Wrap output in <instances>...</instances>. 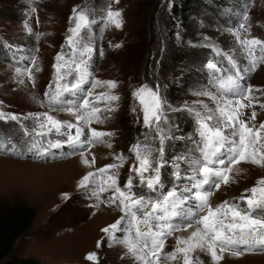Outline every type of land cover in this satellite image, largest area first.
Segmentation results:
<instances>
[{
    "label": "rangeland",
    "instance_id": "rangeland-1",
    "mask_svg": "<svg viewBox=\"0 0 264 264\" xmlns=\"http://www.w3.org/2000/svg\"><path fill=\"white\" fill-rule=\"evenodd\" d=\"M204 1L211 4V11L202 12L194 25L178 33L165 15L171 0H0V113L4 114L0 117V142L5 144L0 150V210L10 204L34 209L29 226L15 239L11 255L33 258L35 264H142L124 243L135 238V222L121 210L118 200L111 203L112 189L99 191L100 186L107 187L104 181L109 175L115 176L122 189L131 177L132 193L149 202L144 209H133L141 221L144 212L151 211L150 202L161 199L173 187L181 198L187 197L178 209L181 214L170 221L181 228L188 223L196 226L195 220L206 213V209L201 211L196 191L211 192L209 203L213 208L227 201L238 204L241 211L247 210L242 198L250 196L248 190L264 178V167L248 162L236 164L229 183L221 182L218 189L213 184L192 188L195 181L184 177L194 175L192 168L199 165L193 161L203 160L200 116L213 115L215 118L208 123L216 126L220 119L216 109L229 99L235 101L247 95L244 90L251 86V97L242 101L247 107L240 109V118L257 128L264 123V63H259L255 71L244 72L251 65L240 43L251 38L264 41V0ZM74 9L84 11L95 21L80 36L69 31L76 23ZM109 9L122 13L121 28L106 19ZM70 36L73 44H69ZM85 45L93 49L90 59L80 55ZM175 46L189 49L193 58L171 61L170 52ZM60 54L64 60L57 61ZM255 54L261 55L259 46ZM229 58L243 76L238 81L240 88L231 91L220 86L236 73ZM81 59L88 61L82 80L70 71L75 67L72 61L79 63ZM58 63L64 65L59 73L63 79H57L54 66ZM209 63L218 70L209 68ZM109 81L115 82L114 89L105 83ZM77 83L79 87L73 88ZM145 85L163 101L161 119L151 127L144 124V106L134 95ZM205 92L212 95H202ZM101 93L118 99H98ZM86 99L90 101L88 107H80ZM145 100L151 104L148 96ZM92 107L101 111L90 122L77 121L76 115L68 111L79 108L77 115H84ZM252 112L256 113L255 120L251 119ZM45 113L76 125L81 134L73 142L68 135L76 138V127H62L61 133L65 134L40 129V123L46 122ZM11 115L18 119L12 120ZM221 127L227 139L215 146L218 151H205L213 160L223 159L227 164L239 141L238 134L233 135L238 128ZM93 130L108 135L97 140ZM39 131L47 135H36ZM160 135L165 136L163 186L152 190L132 171L133 166L138 167L133 146H148L151 159L156 161ZM56 141L61 147H49V142ZM32 143L37 148L29 151ZM13 145L17 149L14 154L7 151ZM175 164L180 166L179 180L173 175ZM108 165L117 167L99 171ZM90 172L93 176L85 182ZM153 174L144 173L145 177ZM185 188L192 190L185 192ZM121 217V230L114 233V240L102 229ZM139 227L148 231L143 223ZM180 232L165 238L159 264H182L179 255L175 260L167 259V254L175 250L176 237L187 233ZM91 253L96 259H87ZM217 253L222 256L219 261L199 250L193 255L198 257L196 264H264V250L260 248L243 251L240 256L229 251L220 253L219 249ZM8 257L0 259V264H6Z\"/></svg>",
    "mask_w": 264,
    "mask_h": 264
},
{
    "label": "snow or ice",
    "instance_id": "snow-or-ice-1",
    "mask_svg": "<svg viewBox=\"0 0 264 264\" xmlns=\"http://www.w3.org/2000/svg\"><path fill=\"white\" fill-rule=\"evenodd\" d=\"M116 2L118 3L119 0H116ZM73 12V19H75L76 23L75 27L69 31L73 33V36H80L82 31L89 28L95 21L90 20L87 13L84 11H77L74 9ZM121 17L122 13L120 11H113L111 9H109L106 14V19L116 28L122 27L123 22ZM245 20H247V16H245ZM25 27L27 28V25H25ZM241 27H243V25H241ZM28 31L30 32L31 29L29 28ZM245 31H247V29H245ZM68 39L69 44H73V37L70 36ZM240 43L244 46L247 55L250 58L251 65L250 68H245L243 71H255L259 63H264V41L257 38H251L242 39L240 40ZM256 46L260 47L261 55L259 57L255 54ZM92 51L93 49L90 46L85 45L83 51L80 52V55L81 57L88 55L90 59ZM61 60H64L62 54L57 56V61ZM229 61L232 64V67L236 69L235 76H228L227 83H222L220 86L222 88L228 87L229 91H231L232 88H240L238 81L242 80L243 76L241 75V70L237 67L236 62L232 61L231 58H229ZM72 63L75 64V67L74 69H70V71L78 73L82 80L87 74L88 61L81 59L79 63H75V60H73ZM54 67L58 73L57 79H63L64 77L59 75V73L64 65L58 63ZM208 67L218 70L214 63H209ZM29 77L31 78L30 72ZM105 83L109 88L114 89L116 87L115 82L109 81ZM72 87L78 88L79 83L73 84ZM244 91L247 95H242L235 101L229 99L224 103L223 107H218L216 109L220 117L216 126H212L208 123L215 118L213 115L200 116L199 134L204 140V146L203 149H201L203 152V160L193 161V164L199 165L198 167L192 168L194 175L184 177V179L195 181V183L192 184V188L200 189L204 185L213 184V186L218 189L221 182L224 184L229 183L233 166L241 162H248L264 167V123H261L257 128L249 126L247 120L240 118L242 115L240 109L247 107L242 101L251 97L253 89L251 86H248ZM56 95L58 96L59 93ZM134 95L140 99V103L144 106V124L148 127H151L153 122L158 124L161 119L160 113L163 106V101L158 93L145 85L138 89ZM202 95L211 96L212 94L205 92L202 93ZM145 96H148L151 99L150 105L146 102ZM212 98L216 99L214 96ZM98 99L115 101L118 97L101 93ZM52 100L55 101L56 96H53ZM89 103L90 101L86 99L80 107L86 108ZM68 111L71 114L76 115L77 121L83 120L85 122H90L91 119L97 118L96 114L101 110L98 107H92L91 111L84 115H77L79 108H69ZM3 115V113H0V117ZM44 115L46 117V122L40 123V129L47 128L48 132L55 129L58 134H65L61 133L62 127H66L69 130L76 127V138L68 135V140L73 142L81 134L82 130L76 125L56 120L46 113ZM10 118L12 120L18 119L15 115H11ZM251 119H256L255 112H252ZM221 125H223L224 128H232L234 130L238 128V132L234 131L233 135L238 134L239 141L237 146L232 149L233 156L227 164L223 159L213 160L210 157L209 152L205 151L206 149H214V151H218V148H215V146L221 144L227 139ZM160 131L162 130L158 128V132ZM36 135L44 136L47 135V133L39 131ZM105 135L108 134L97 132L95 130L92 131V136L97 140ZM164 140L165 136L160 135L161 147L157 150L159 152V159L156 161L151 159L152 150L148 146L142 147L139 144L133 146L138 167L133 166L132 171L140 177L141 183L146 182L147 187L152 190H156L157 187L163 186L161 180V168L164 167V164L166 163L162 160ZM233 143L236 142L234 141ZM49 147L59 148L61 147V142H49ZM4 148L5 144L0 142V150H4ZM35 148H37V144L32 143L29 151ZM7 151L14 154L17 151L16 146L13 145L11 148H8ZM43 151H47V149H43ZM119 159H123V157H119ZM177 159L180 160L184 158L178 157ZM84 163L89 164V161L85 160ZM214 164L223 165V167H215L213 166ZM114 167H117V165H108L106 166V169H100L99 171L103 173L107 169ZM174 167L176 171L173 175L179 180L182 178L179 171L180 166L179 164H175ZM147 172L154 174L145 177L144 173ZM197 174L200 177L199 179H197ZM91 176H93V173H88V175L84 177V181L87 182ZM109 181L111 183H109ZM104 185H107V187L102 185L100 186L99 191L102 193L108 189H112L113 196L111 198V203H116L118 200L121 210L125 211V214L130 216L131 220L135 222V238L124 241V243H126L128 251L142 261V264H159L160 253L165 246V238L173 235L174 232H187L188 229H193L190 234L187 236L176 237L175 250L167 254V259L175 260L179 255L182 258V264H196L198 257L193 254L196 253L197 250L200 252H207L215 261L222 259V256L218 255L217 249H219L220 253L229 251L233 256H240L243 254V251H253L256 248L264 250V178L259 179L257 181V186H253L248 190L251 193L250 196L242 198L247 204V210L245 211H241L238 204H229L227 201L213 208L209 203L211 192L196 191L195 197L200 202L201 211L206 209V213L195 220V227L192 223H188L183 228L170 222L174 217L181 214L178 209H180L182 204L187 200V197H180L176 187L169 190L161 199L150 202L151 211H145L144 219L141 221L137 219L136 211H133V209H144L148 207L149 202H146L143 196L137 198L135 197V194L132 193L131 189L133 181L131 177L128 179L123 189L118 185L115 176L112 175L108 176L107 180L104 181ZM125 189L127 190L125 191ZM191 190V188L183 189L185 192ZM123 219L124 217H121L120 220H117L108 228L102 229V231L106 234L112 235V238L115 240L116 237L114 236V233L121 230L119 225ZM153 220L157 222L155 225L151 223ZM141 223L147 226L148 231L145 232L141 230L139 227ZM154 227L156 228V231H153ZM97 246H100V242H98ZM146 249L147 252H145ZM240 249H243V251ZM87 259H96V254H89Z\"/></svg>",
    "mask_w": 264,
    "mask_h": 264
},
{
    "label": "trees",
    "instance_id": "trees-1",
    "mask_svg": "<svg viewBox=\"0 0 264 264\" xmlns=\"http://www.w3.org/2000/svg\"><path fill=\"white\" fill-rule=\"evenodd\" d=\"M213 2L218 3V0ZM211 9V4L204 0H171L165 15L169 24L175 26L178 33H182L196 23V19L202 12L211 11ZM194 50L197 49L194 48ZM170 56L171 61L191 60L193 52L186 50L183 46H175ZM33 215V207L23 204H10L0 210V259L9 255L6 264L36 263L33 258L10 254L15 239L26 230Z\"/></svg>",
    "mask_w": 264,
    "mask_h": 264
},
{
    "label": "bare ground",
    "instance_id": "bare-ground-1",
    "mask_svg": "<svg viewBox=\"0 0 264 264\" xmlns=\"http://www.w3.org/2000/svg\"><path fill=\"white\" fill-rule=\"evenodd\" d=\"M195 227V226H194ZM193 229H188L187 233L185 234V236H187L188 234H190V232L192 231ZM181 232H184V231H181ZM180 232L181 235H183L182 233Z\"/></svg>",
    "mask_w": 264,
    "mask_h": 264
}]
</instances>
